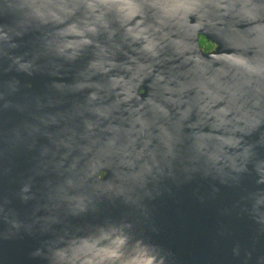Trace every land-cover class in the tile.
<instances>
[{"label":"water","instance_id":"1","mask_svg":"<svg viewBox=\"0 0 264 264\" xmlns=\"http://www.w3.org/2000/svg\"><path fill=\"white\" fill-rule=\"evenodd\" d=\"M117 235L264 264V0H0V264Z\"/></svg>","mask_w":264,"mask_h":264},{"label":"snow or ice","instance_id":"2","mask_svg":"<svg viewBox=\"0 0 264 264\" xmlns=\"http://www.w3.org/2000/svg\"><path fill=\"white\" fill-rule=\"evenodd\" d=\"M251 3L255 4L257 0H250ZM104 176H99L98 179L103 178ZM108 236H103L101 239H108ZM127 241L120 238V235H117L114 239L110 240V243L103 247H99L100 240L95 241L91 245L93 250L98 249L99 251L105 254L106 264H153V259L151 255L147 252H140L135 250V254L130 259L123 258L122 249L126 245Z\"/></svg>","mask_w":264,"mask_h":264},{"label":"flooded vegetation","instance_id":"3","mask_svg":"<svg viewBox=\"0 0 264 264\" xmlns=\"http://www.w3.org/2000/svg\"><path fill=\"white\" fill-rule=\"evenodd\" d=\"M199 40L204 50H211L212 48L215 47V44L210 40H207L203 35L199 36Z\"/></svg>","mask_w":264,"mask_h":264}]
</instances>
